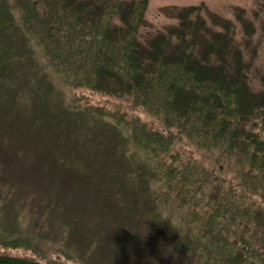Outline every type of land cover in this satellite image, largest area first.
Wrapping results in <instances>:
<instances>
[{
  "label": "trees",
  "instance_id": "trees-1",
  "mask_svg": "<svg viewBox=\"0 0 264 264\" xmlns=\"http://www.w3.org/2000/svg\"><path fill=\"white\" fill-rule=\"evenodd\" d=\"M147 9L148 0H0V187L12 184L2 174L18 169L3 152L30 144L32 170L100 193L109 212L138 206L137 194L165 226L178 212L200 245L196 264H264V90L250 84L255 49L245 56L256 32L243 26L239 41L229 21L190 7L142 42ZM80 90L129 106L80 105L70 95ZM118 214L115 226L131 220ZM6 219L0 264H61L43 257L58 248L7 229Z\"/></svg>",
  "mask_w": 264,
  "mask_h": 264
},
{
  "label": "rangeland",
  "instance_id": "rangeland-1",
  "mask_svg": "<svg viewBox=\"0 0 264 264\" xmlns=\"http://www.w3.org/2000/svg\"><path fill=\"white\" fill-rule=\"evenodd\" d=\"M190 7H200L208 21L213 15L229 21L237 29L239 41L246 35L244 27L256 32L252 38L245 36L251 42L250 50L245 52V56L247 60L251 59L252 50L255 49L256 59L249 76L250 84L255 91L264 90V0H148L146 23L141 29L140 40L145 42L151 36L176 26L178 10ZM20 43L23 44L21 41ZM31 55L34 56L33 64H38L39 58L33 49ZM31 72L33 76L34 71ZM64 94L67 98L70 95L79 96L81 101L77 103L80 105L108 107L112 110L119 106L127 110L129 106L125 100L108 99L90 91L80 90L70 95ZM128 114L153 129H159L158 124L142 111L130 110ZM12 145L11 143V148L8 147L3 155L5 159L9 158L12 167L18 169L14 170V173L2 174L7 175L8 182L12 184L5 188L0 187V190L11 193L0 198V218L3 221L7 218L4 222L7 229H14L16 232L23 230L38 237L37 240L48 241L54 246L53 250L58 248V254L43 257H52L61 264H125L127 260L129 264H136L135 261L137 264H187L189 261L190 264H196L199 260L197 252L200 245L197 243V237L181 230L185 227L178 212L169 211L170 218L176 219V225L165 226L166 223L156 215L152 206L150 209L146 204L147 197H141L139 194L134 198L139 201L140 207L130 200L129 204H132L130 207L126 206L127 209H122V204L115 203L110 207L112 209L109 208V212L100 203V193H91L84 185L73 188L69 185H58L55 178L39 173L38 166L32 170L29 166L33 165V161L27 150L30 144ZM197 156L195 154L194 159L200 158ZM201 157L202 160L207 159V155ZM102 189L105 190L103 187ZM131 190L134 191L133 188ZM115 206L118 207L114 208ZM3 208L9 212L10 218L5 217ZM111 213H120L125 218L131 217V220L121 226H115L112 223L115 218ZM98 228H104L107 231L106 236H87V232H95ZM178 231L180 236H167ZM146 247H150L151 253H156L153 254L155 258L143 256ZM127 252L130 254L127 255ZM122 253L128 259L122 258ZM189 257H192V260Z\"/></svg>",
  "mask_w": 264,
  "mask_h": 264
}]
</instances>
